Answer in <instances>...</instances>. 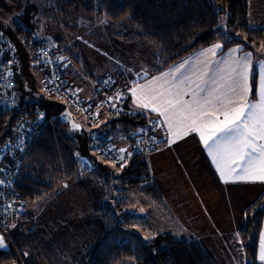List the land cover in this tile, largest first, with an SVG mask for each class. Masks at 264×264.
I'll return each instance as SVG.
<instances>
[{
  "label": "trees",
  "instance_id": "obj_1",
  "mask_svg": "<svg viewBox=\"0 0 264 264\" xmlns=\"http://www.w3.org/2000/svg\"><path fill=\"white\" fill-rule=\"evenodd\" d=\"M250 2L66 0L64 5L87 17L93 14L104 18L113 39L127 48L128 55L147 46L153 52L152 72H159L188 53L217 42L223 50L241 45L243 51L261 52L264 28L250 27ZM5 3L15 4L17 0H0V9ZM16 8L20 10L21 6ZM222 16L224 27L220 25ZM1 27L0 34L14 43L20 64L19 74L13 79L15 100L0 106V147L12 139L18 115L35 117L34 106L42 108L50 119L24 155L14 183L19 197L29 204L48 199L43 215L32 227H18L10 235L22 264H217L194 239L178 238L170 230H163L155 239L145 241L127 228L138 215L125 211L124 202L116 194L140 195L154 203L161 199L150 178L148 161L144 156H134L123 171L114 173L96 159L89 137L82 129L71 131L59 118L62 103L44 95L42 84L35 78L38 71L31 64L37 60L39 39L33 38L37 25L32 18L19 14L16 21ZM54 40L61 43L58 37ZM255 84L254 77V91ZM150 117L139 113L129 117L102 115L100 127L109 133L120 130L131 141V135ZM76 151L92 161V170L80 173ZM64 182L69 187L62 191ZM75 194L81 199L75 201ZM263 221L264 193L247 207L245 224L238 231L245 264H258ZM15 260L11 250H0V264Z\"/></svg>",
  "mask_w": 264,
  "mask_h": 264
},
{
  "label": "snow or ice",
  "instance_id": "obj_2",
  "mask_svg": "<svg viewBox=\"0 0 264 264\" xmlns=\"http://www.w3.org/2000/svg\"><path fill=\"white\" fill-rule=\"evenodd\" d=\"M250 27H254L251 22ZM221 48V44H214L158 76H152L147 69L137 72L136 76L147 82L140 84L133 80L129 91L136 108L158 117L151 127L153 131L161 130L165 139L157 141L153 136L154 142L171 145L196 133L226 183L229 179L264 182V59L260 61L259 99L250 102L248 69L253 52L236 58L233 54L242 50V46L237 45L230 49L227 58L213 59ZM261 56H264V45L261 46ZM72 91L69 89V94ZM113 99L109 97V103ZM115 99H123V96L117 94ZM68 116L70 114L65 118ZM79 127L73 123V128ZM118 152L115 159L126 163L124 153L127 149L121 148ZM80 162L92 167L83 158ZM124 166V163L120 164L121 168ZM5 247L7 244L0 235V248ZM259 259L264 261V233L261 234Z\"/></svg>",
  "mask_w": 264,
  "mask_h": 264
},
{
  "label": "rangeland",
  "instance_id": "obj_3",
  "mask_svg": "<svg viewBox=\"0 0 264 264\" xmlns=\"http://www.w3.org/2000/svg\"><path fill=\"white\" fill-rule=\"evenodd\" d=\"M65 1L66 0H17V3L15 4L5 3L0 9V26L6 27L10 22L16 21L19 14H26L29 18L31 17L35 25H37L36 36L40 38L44 34H48L53 40L54 37H58L61 40V43L59 45L57 44L56 46H58V48L62 52L61 58L63 60V77L69 89L73 90L76 96L81 100L87 101L93 99L97 82L100 79H104L107 76H114L118 83H120L118 79L119 73H117V70H123V67H128L129 65L138 66V64H140L141 66L147 64L151 67L150 64L152 61L151 58L153 52L148 49L147 46L144 48L145 50L142 51L141 48L139 50L134 49L132 52H129L130 55H128L126 53L127 48L122 44H119L115 39H113L111 28L109 27L107 21L104 18L96 17L93 14L87 17L80 12H76L74 8L66 7ZM17 5L21 6L20 10L16 8ZM220 25L222 27L225 26V18L223 16L221 17ZM4 37L5 39L8 38L6 35H4ZM217 43L221 44L220 42ZM193 56H198L195 55V51L188 53L186 56H184L177 62L169 65L166 69H164V71H168L169 69L174 68L182 61L189 58H193ZM16 62V67L17 69H19L20 63L17 57ZM86 62L88 65L87 67L85 65ZM31 67L37 69L39 77H34L38 80L37 82L40 81V83L42 84L43 71L38 65V57L35 63L31 64ZM144 69L145 68L141 67L139 70L141 72ZM148 70H150V68H148ZM158 75L160 74H153L152 76ZM132 82H128L126 84L132 86ZM146 82V80L141 79L139 83L144 84ZM94 85L95 88L93 92V97H91L90 99H82L76 92V90H79L78 92L81 95H85V93L90 92V89L92 88V86L94 87ZM122 86L129 90L130 86ZM48 97L56 98L52 96ZM58 100L63 105L62 112L67 111L64 109L63 101L61 99ZM68 112L72 115L74 120L81 125L83 133L89 136L88 133H90L91 130L84 121L82 115L74 114L70 111ZM101 123L102 121L99 120L97 122V125L95 126V129L93 130H97L98 133L101 134L105 139H110L108 143H110L111 145H115L119 148L127 147L128 142L126 140L124 141V145L123 143L120 144L122 138L121 136H123L125 139L126 134H124L120 130L109 133L107 128L100 127ZM156 137L157 141H161V130H158L156 132ZM161 144L162 142H156L155 148L150 155H153L155 152L157 153ZM91 153L96 157V159L101 161L104 166L110 169L112 167L114 173H120L127 165V163H125V166L123 168H121L120 166L114 167V164H112L106 159H102L101 157H99L98 153L92 148ZM150 155H146L144 156V158L148 161V156ZM75 157L78 162L80 161L79 157H85L84 159L92 165V167L89 168L84 165H81V163L79 162L81 170L80 173L83 171H90L94 168L92 161L88 157L80 154L79 151H76ZM167 158L169 160V162L166 163L167 166L164 168H158V179L159 181L162 180L164 184L166 182L169 184H173V189L180 190L181 186L179 187L178 183L175 182V180H178L177 182H180L179 179L181 177V174L179 173V171L181 170L178 168L180 166L176 164L175 167H170L169 164H172L169 154L167 155ZM173 158L174 157H172V159ZM65 184L67 185V187H64ZM61 185L62 191L66 190L69 187L68 182H64ZM176 194L177 193H175L174 195L172 194L173 197L171 198L173 202H171L170 206L172 207V209H174V214L176 216L183 217H179L180 220L177 221V224L182 226L183 230H185V228L188 230L193 225L197 226L196 224H202L200 226H204L206 222L204 220H201L203 216L200 217V214L203 213V210L200 207V204L197 203L196 197H190L188 193H185L183 197L178 196ZM73 198L75 199V201H77V199H81L79 198V195L76 194ZM116 198L124 202L125 211H130L138 215V219L134 223L128 225L127 228L139 233L145 241H151L155 239L158 233L166 228L164 226V222L160 219L161 214H150L148 212V207H144L141 205L142 202L145 203V206H148V203L153 204L160 210V204L154 203L153 200L140 195L116 194ZM47 200L48 199H46L45 201H33L30 202V204L27 202V210L25 213L26 216H24V218L19 221L12 230H4V232H8L7 237L10 238L12 231L18 227H24L25 229L32 227L35 224L37 218H40L41 215H43L42 213L46 208ZM70 202L74 203V200L71 199ZM141 209H143V211H141ZM171 227L172 229H175V224L169 226V228ZM202 230L206 231V229ZM180 235L183 234L179 233V236ZM145 237H149V239H145ZM63 245H65V242H63ZM0 250L12 251V249H10L8 245L5 248H0ZM208 251L212 254L211 250ZM7 264L20 263L16 257V260L13 263L11 262ZM125 264H133V262L127 261Z\"/></svg>",
  "mask_w": 264,
  "mask_h": 264
},
{
  "label": "crops",
  "instance_id": "obj_4",
  "mask_svg": "<svg viewBox=\"0 0 264 264\" xmlns=\"http://www.w3.org/2000/svg\"><path fill=\"white\" fill-rule=\"evenodd\" d=\"M249 19L251 25L254 26L253 28H264V0H251ZM212 45L214 44L194 50L195 55H199L203 49L209 48ZM233 48L236 47L231 46L228 49L223 50L222 45V48L217 51V54L213 59L221 60L227 58L230 49ZM246 52L249 51L241 50L233 55L236 58H239ZM261 59H264V56H261L260 51L253 52L252 62L248 69V86L250 89L248 98L250 102H256L259 99L260 73L262 71L260 68ZM152 62L153 61H151L150 65H152ZM145 65H129L128 67H123V70H117V73H119L118 79L120 84L129 87L131 85L126 84L128 82L136 80L139 83L141 79L136 76V73L141 67L147 70L150 68V73H152V75L160 74L164 71L163 69L159 72H152V67L147 64ZM129 69L132 71L129 72ZM138 72H140V70ZM254 77L256 80L255 91L253 86ZM94 88L95 85L94 87L92 86L90 92L85 93V95L76 92L80 98L90 99L93 97ZM129 108L133 114L139 113L146 114L148 117H157L154 113H149L136 108L132 97L130 98ZM121 137L120 144L123 143L124 145L125 140L128 142L127 137L125 139L123 136ZM164 139L165 136H162L161 141ZM168 154L172 164H169V166L175 167L176 164L180 166L178 167L181 170L179 171L181 174L179 179L180 182L175 180L179 187L181 186L180 190H175L172 188L173 184L167 182L164 184L162 180L159 181L158 179V168H164L167 166L166 163L169 162L167 158ZM148 157L150 178L161 196V199L158 202V204H160V210L153 204L148 203V206H145V203L142 202L141 205L148 207V212L150 214H161L160 219L164 222V226L166 227L163 230H170L178 238H191L198 241L213 257L217 264H245V257L238 231L245 224L247 207L258 201L264 193V182L229 179L226 183L220 178L215 165L212 163L207 150L204 148L199 139V135L196 133L178 139L171 145L162 142L158 152H155ZM172 157L174 158L172 159ZM114 167L118 166L114 165ZM111 169L113 168L111 167ZM175 193L181 197H183L185 193H188L190 197H196L197 203L200 204V207L203 210L200 217L203 216L201 220L206 222L204 226H200L202 224H196L197 226L193 225L188 230L186 228L183 230L182 226L177 224V221L180 220V216H176L174 214V209L170 206L171 202H173L171 197H173ZM180 218L183 217L181 216ZM173 224H175V229H172V227L169 228V226H172ZM202 229H206V231ZM179 233L183 235L179 236ZM262 233H264V221L258 245V264H264V261L259 259ZM208 250H211L214 256Z\"/></svg>",
  "mask_w": 264,
  "mask_h": 264
},
{
  "label": "built area",
  "instance_id": "obj_5",
  "mask_svg": "<svg viewBox=\"0 0 264 264\" xmlns=\"http://www.w3.org/2000/svg\"><path fill=\"white\" fill-rule=\"evenodd\" d=\"M33 38L39 39L37 57L38 65L43 71V94L61 99L65 110L82 115L91 130L88 133L90 147L98 153L99 157L116 166H120L121 163L125 164V161L115 159L119 156L118 150L121 148L108 143L110 139H105L97 130L93 129L102 115L122 117L134 115L129 108L130 91L118 83L114 76H107L97 82L92 100H81L73 91L69 94V87L62 72V52L56 46V42L48 34H44L40 38L33 35ZM16 63L14 44L8 38L5 39L3 35H0V106L12 104L15 100L13 79L19 74ZM106 81L108 83H105ZM117 94L122 95L123 99H115ZM109 97L114 98L111 103H109ZM33 114L34 118L18 115L14 123L12 139L0 147V181H3L0 184V235H3L5 243L14 252L16 250L10 238L7 237L8 232H4V230H12L24 218L28 204L26 200L19 197L15 189V179L19 174L24 155L50 120L43 109L37 105L33 107ZM156 119L157 117L151 116L131 135V141H128L127 147H124L127 149V152L124 153L126 163L134 156H146L153 152L156 142L152 140V137H156L158 130L153 131L151 124ZM141 129L144 131L141 132ZM128 153L132 155L128 156ZM79 158L81 160L83 157ZM24 256L26 255L24 254ZM17 260L20 264L22 263L18 254Z\"/></svg>",
  "mask_w": 264,
  "mask_h": 264
},
{
  "label": "water",
  "instance_id": "obj_6",
  "mask_svg": "<svg viewBox=\"0 0 264 264\" xmlns=\"http://www.w3.org/2000/svg\"><path fill=\"white\" fill-rule=\"evenodd\" d=\"M66 114H70L68 111H63L60 115L59 118L70 128L71 131L75 132V131H80L81 125L76 122L74 120V118L72 117V115L70 114V116H68L67 118H65ZM73 123L80 125V127L78 129L73 128ZM14 252V250H12ZM15 256L17 257V253L16 251L14 252Z\"/></svg>",
  "mask_w": 264,
  "mask_h": 264
}]
</instances>
